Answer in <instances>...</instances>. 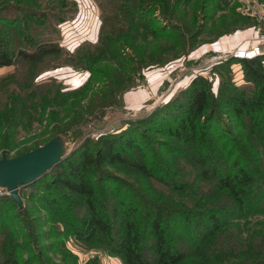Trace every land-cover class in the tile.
<instances>
[{
  "label": "trees",
  "instance_id": "trees-1",
  "mask_svg": "<svg viewBox=\"0 0 264 264\" xmlns=\"http://www.w3.org/2000/svg\"><path fill=\"white\" fill-rule=\"evenodd\" d=\"M16 1L20 5L18 7L21 8V15L2 20L5 23V35L0 36V68L13 66L16 62L35 63L47 55H62L64 48L58 43L53 41L39 43L31 35L30 24L40 25L47 18L44 14L37 15L28 8H22L21 5L25 2L27 4L36 2ZM56 1L60 4L59 9L64 7V0ZM106 2L107 9L102 7L103 23L96 45L87 47L82 44L84 47L81 45L80 48L87 47L86 50L95 48L94 51L75 56V60H80L77 64L78 70L84 69L89 73L87 81L70 92L63 91L60 83L53 82L52 85H47L48 87H40L39 83L36 84L39 87L23 100L11 99L9 107L5 105V110L0 112L3 115L0 119V132L5 124V149L14 147L12 139L15 136V125L20 124L24 128L31 122L41 124L43 121H52L50 115H45L49 108L55 107L67 115L72 114L79 123H83L85 121H81L78 112H75L78 109L74 108L79 105L82 98L87 100L90 98L91 103L90 108L87 106L81 110L82 115L89 114L95 109L101 111L104 106L112 104L118 83L124 79L119 72L127 71L133 78L142 79L143 70L162 67L193 49L199 33L198 27L195 26L199 10H203L204 13L209 9H217L220 4L223 7L222 4H225L226 0H106ZM34 5L32 6L36 7ZM189 9L193 10L194 16L187 27L184 21ZM180 12L185 16L179 17ZM64 21L62 19L59 23ZM16 41L22 45L15 46L13 50L10 46ZM26 43L32 44L35 48H25ZM126 49L131 50V54L127 53ZM66 57L73 59L71 55ZM101 61L114 65L116 69L111 70L109 66L96 67L94 63ZM230 61L243 66L245 79L253 86L250 88L251 91L246 93L240 88L233 87L229 80L221 78L219 88L214 94L209 81L197 76L186 88L178 90L165 104L144 118L128 122L127 127L120 128L113 134H101L94 142L86 138L71 153L50 167L55 169L54 176L43 188L44 192H50L48 206L62 215L78 240L86 238L92 241L98 237L110 244L114 243V241L111 243V225L104 210L105 198L109 196V192H102L103 185L110 181L103 177V168L117 164L131 166L158 182L173 188L181 187L180 183L177 184L174 169L170 165L168 167L166 160L162 159L163 156L157 153V147L171 156H181V152L185 156L184 148L191 150L194 153L193 159L198 164L197 176L205 185L203 187L214 183L218 190L228 195L233 208L232 211L212 207L199 209L194 207L195 204H191L182 209L165 211L158 205L144 201L145 207L139 211L142 208L140 195L136 192L121 193L124 197L119 196L118 205L122 208L127 206L129 210L128 212L125 210L127 214L140 212L142 226L146 225L147 230L151 232L155 244L154 264L187 263L186 254L171 246L169 237L183 241L195 249L196 257H199L204 251L216 249L211 244L218 242L229 229L224 231L229 221L233 219L232 216H264V56L251 60L233 58ZM97 79L106 81L109 79L111 86L109 89L104 86L103 92H98L95 88L99 81ZM41 88L47 90L38 92ZM89 93L91 94L87 96ZM79 94L80 100L73 99ZM92 95L95 96L94 99ZM38 96H41V99ZM97 98L101 100L100 103L91 102ZM68 101H71L70 105H66ZM220 108L221 111L226 108L233 114L241 128L248 132L246 135L251 137L253 145H245L242 135H237L233 129H228L224 125L225 119L218 115ZM55 117L58 115L55 114ZM144 130L165 136L174 141L176 146L167 143L157 144L147 138ZM65 131L69 132V128ZM72 134L74 138L79 137L81 130H73ZM40 145L43 144L32 147L18 157L39 148ZM258 149L261 150L260 154ZM256 163H261L262 166L259 165L258 168L255 166ZM44 174L45 172L38 178ZM38 178L30 183L36 185ZM190 182L193 180L190 179ZM75 199H80L86 210V216L80 219L70 215V205ZM232 213L235 215H231ZM143 232L144 229L142 231L136 222L130 220L125 222L123 236L113 245L124 264H151L144 251ZM227 253L228 250L214 253L206 264H230ZM234 261L236 263L231 264H264V259L261 258Z\"/></svg>",
  "mask_w": 264,
  "mask_h": 264
},
{
  "label": "rangeland",
  "instance_id": "rangeland-1",
  "mask_svg": "<svg viewBox=\"0 0 264 264\" xmlns=\"http://www.w3.org/2000/svg\"><path fill=\"white\" fill-rule=\"evenodd\" d=\"M31 1L36 2L33 3L36 7H33L31 2H28L30 5L25 2L21 7L28 8L37 15L44 14L47 18L40 25L30 24L31 35L39 43L41 41L58 43L64 48V51L60 56L47 55L35 63L16 62L13 66L0 68V112L5 110V105L9 107L11 99L23 100L26 95L39 87L36 86L39 83L41 84L40 87H48L53 82L55 84L60 83L63 91L69 92L82 86L86 81V77L89 78V73L84 69L78 70L77 64L80 60H75V56L94 51L95 48L89 50H86V48L96 45L103 23L102 7L107 9L108 5L106 0H64V7L59 9L60 4L59 2L56 3V0ZM222 5L223 7L221 4L220 6L214 4V6L221 8L220 10L218 8L209 9L204 13L203 10H199L197 13L199 17H196L195 24L199 29V33L196 36L197 39L193 49L188 50L184 55L162 67H151L143 70L142 79L133 78L127 71L119 72L121 78L124 79L118 83L117 93L113 97L114 102H111L112 104L104 106L101 111L95 109L93 112L90 111L89 114L83 113L82 115L81 110H84L87 106L90 108L91 104L90 98L88 100L82 98L83 101H79V105L74 108L78 109L75 112H78L81 121L85 122L79 123L72 114L67 115L55 107L49 108L45 111V115H50L52 121H43L41 124L31 122L29 126L25 125L24 128L20 124L14 126L15 136L12 139L14 147L9 149H5L4 145V124V128L0 132V160L3 155L7 158H15L32 147L43 144L39 148H43L42 151L46 158L44 165L47 166L52 162L47 160L63 159L86 138L92 139L94 142L101 134H113L118 132L120 128L127 127L128 122H135L144 118L157 107L165 104L178 90L186 88L197 76H202L209 81L214 94L219 88L221 78L229 80L233 87L240 88L246 93L251 91L250 88L253 86L245 79L243 66L240 63L230 61L233 59L235 52H238L237 49L235 52H225L221 55L205 51L202 53L201 49H206L205 45L211 41H216L221 37H229L238 31L250 29L256 31H253L254 37L259 40L261 35L264 34V0H226L225 4ZM248 5H253L258 14H253L251 10L247 9ZM18 6L20 5L16 0H0L1 37L5 35V23L2 20L20 16L21 8ZM185 12H187V9ZM178 16L184 17L185 14L180 12ZM193 16V10L189 9L187 18L184 21L187 27L190 26ZM62 19L65 21L59 23ZM87 22L89 29L92 30L90 35H88L89 29L88 32L83 33L88 28L86 27ZM84 36L87 39H84ZM60 38L62 41H60ZM18 44L19 41H16L10 48L13 47L14 50L15 46L20 47L22 45ZM82 44L88 46L83 48ZM81 45L83 49H80ZM262 46L264 47V44ZM24 47L27 49L35 48L30 43H26ZM263 47L261 48L262 53H264ZM78 49L80 50L78 51ZM126 50L127 53L131 54V50ZM175 53L179 52L175 51ZM69 55L73 59L66 57ZM170 55L171 53H169ZM260 56H264V54ZM94 64L99 68L109 66L111 70L116 69L114 65H108L104 61ZM155 72H159L163 79L162 83L158 82L157 90H154L156 87L151 86L145 77L148 73H154L153 75H155ZM159 74L156 77H160ZM104 86L109 89L111 86L109 79L107 81L105 79L99 80L95 88L98 89V92H103L104 89L102 88ZM45 89L41 88L38 92L46 91L47 89ZM112 89L114 90V88ZM141 90L147 94V99L142 104L141 109L126 110L125 95ZM90 94H87V96ZM80 96V94L76 95L73 99L77 100L79 98L80 100ZM38 98L41 99V96H38ZM94 98L95 96L92 95V99ZM100 101L97 98L91 102L100 103ZM70 103L71 101H68L66 105H70ZM94 108L95 105H93ZM55 114L58 115L57 118ZM218 115L225 119L224 125L228 129H233L237 135L244 137L243 143L245 145L254 144L251 137L246 135L248 132L241 128L239 122L229 110L224 108L221 111L220 108ZM2 117L3 115L0 114V119ZM2 124L3 122L1 126ZM68 128L69 132L65 131ZM76 129L81 130V135L74 138L72 131ZM144 134L157 144L167 143L176 146L174 141L165 136L148 132ZM53 143L56 144V149H51ZM179 147L184 148L183 146ZM188 150L184 148L185 156L182 152L180 153L181 156H171L166 155L164 150L159 147L156 149L157 153L163 156L162 159L166 160L168 167L170 165L174 169L177 175V184L180 183L181 185L180 188H173L149 178L146 174L135 170L131 166L117 164L113 167L103 168V177L110 181H107L108 185H103L102 192H109V196L105 198L106 207L104 210L111 225V243L114 241L112 244L98 237L92 241L86 238L82 241L78 240L62 215L48 206L50 192H44L43 188L54 176L55 169L46 168L42 171L45 174L38 178L39 181L36 182V185L31 183L18 185L14 194H11L6 188L0 187V264H124L113 245L123 236L124 224L128 220L136 222L142 231L144 229V251L149 262L154 264L156 258L155 244L151 232L149 229L147 230L146 225L145 227L142 226V214L140 212L127 214L126 211H129L127 206L122 208L118 205L120 197H124L121 193L136 192L140 195V207L142 208L139 211L144 209V201L152 205H158L165 211L182 209L191 204H195L194 207L199 209L212 207L232 211L233 208V203L228 195L218 190L214 183L211 182L203 187L205 185L202 181L200 182L197 176L199 170L198 164L193 159L194 153ZM260 152L261 150L258 149L259 154ZM259 165L262 166L261 163H256L255 166L259 168ZM190 179L193 182H190ZM185 187L187 188L185 189ZM53 193L57 194L56 192ZM70 207V215L72 214L78 219L86 216L85 207L80 199L73 200ZM231 215L235 214L232 213ZM237 216L231 217L233 219L229 221L224 231L227 228L229 229L220 240L211 244L216 249H210L208 252L204 251V254L199 257H196L195 249L175 237H169V243L178 251L186 254V264H206L208 258H212L214 253L226 252L227 250V258L230 257L227 260L230 264L236 263L234 260L264 259V216ZM233 254L234 256H232Z\"/></svg>",
  "mask_w": 264,
  "mask_h": 264
},
{
  "label": "crops",
  "instance_id": "crops-1",
  "mask_svg": "<svg viewBox=\"0 0 264 264\" xmlns=\"http://www.w3.org/2000/svg\"><path fill=\"white\" fill-rule=\"evenodd\" d=\"M88 22L86 25V27H88V28H86V30H84L83 33L88 32L90 30L88 33V35H90L92 30L89 29ZM98 28H99V25H98ZM253 31L256 32L255 30H252V29L244 30V31H238V32L230 35L229 37H221V38L217 39L216 41H211L209 44L205 45V47H207L206 49H203V50L201 49V52L204 53V51H205L207 53L221 55V54H224L225 52H232V51L235 52L236 49L237 50L249 49L253 46H260V49H261L263 46L261 45L259 40H256L257 37H254ZM88 35H86V36H88ZM86 36H84V39H87ZM60 41H62L61 38H60ZM201 48H202V46H201ZM263 49H264V47H263ZM157 71H159V70H157ZM155 73H156L155 75H153L154 73H148L150 75L147 74V75H145V77L147 78L148 83H150L151 86L156 87V89H154V90H157L159 83H162L163 79H162V75H160L159 72H155ZM157 74H159L158 76H160V77H156ZM87 79L88 78L86 77L85 80L87 81ZM156 83H158V84H156ZM146 99H147V94L142 90L137 91V92L127 93L124 97L125 109L129 110V111H135V110L141 109L142 104L144 103V101Z\"/></svg>",
  "mask_w": 264,
  "mask_h": 264
},
{
  "label": "water",
  "instance_id": "water-1",
  "mask_svg": "<svg viewBox=\"0 0 264 264\" xmlns=\"http://www.w3.org/2000/svg\"><path fill=\"white\" fill-rule=\"evenodd\" d=\"M53 143L51 149H56ZM43 148H37L31 152L15 158H7L5 155L0 160V187L6 188L14 194L18 185H26L38 178L42 171L50 168L58 160H47L51 162L45 166V155Z\"/></svg>",
  "mask_w": 264,
  "mask_h": 264
},
{
  "label": "built area",
  "instance_id": "built-area-1",
  "mask_svg": "<svg viewBox=\"0 0 264 264\" xmlns=\"http://www.w3.org/2000/svg\"><path fill=\"white\" fill-rule=\"evenodd\" d=\"M247 9L251 10L253 14H258L256 8L253 5H248ZM259 42L261 43V45L264 44V34H262L259 38ZM263 54L264 53L261 52L260 46H254L247 50H238V52H235V54L233 55V58L239 60H251Z\"/></svg>",
  "mask_w": 264,
  "mask_h": 264
}]
</instances>
